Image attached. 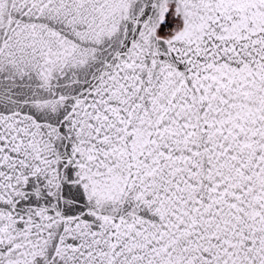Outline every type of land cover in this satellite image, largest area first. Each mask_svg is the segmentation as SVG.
Listing matches in <instances>:
<instances>
[{"label":"snow or ice","instance_id":"1","mask_svg":"<svg viewBox=\"0 0 264 264\" xmlns=\"http://www.w3.org/2000/svg\"><path fill=\"white\" fill-rule=\"evenodd\" d=\"M0 264H264V0H0Z\"/></svg>","mask_w":264,"mask_h":264}]
</instances>
